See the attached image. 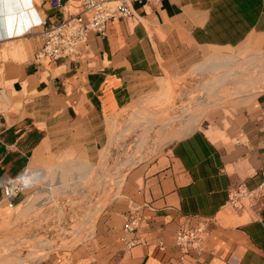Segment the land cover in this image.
<instances>
[{"label": "crops", "instance_id": "crops-1", "mask_svg": "<svg viewBox=\"0 0 264 264\" xmlns=\"http://www.w3.org/2000/svg\"><path fill=\"white\" fill-rule=\"evenodd\" d=\"M73 1L60 0L64 14L75 10ZM131 7L134 16L110 20L104 35L89 31L76 61L37 64L39 23L62 13L46 0H4L0 178L27 168L95 163L107 141V121L157 91L167 76L178 78L221 48L264 51V0L133 1ZM183 118L189 125L184 134L125 172L120 194L104 207L93 235L38 264H179L173 234L189 216L209 219L207 250L197 264H264V208L254 215L225 204L229 187L261 180L264 90L229 99L191 125ZM143 204L150 207L140 209L149 243L125 249L119 241L125 215Z\"/></svg>", "mask_w": 264, "mask_h": 264}, {"label": "rangeland", "instance_id": "rangeland-1", "mask_svg": "<svg viewBox=\"0 0 264 264\" xmlns=\"http://www.w3.org/2000/svg\"><path fill=\"white\" fill-rule=\"evenodd\" d=\"M262 53L264 51L221 48L207 54L178 78L167 76L159 83L157 91L131 103L121 114L107 121V141L99 158L95 163L82 164L90 166L91 172L88 175L81 167L56 164L50 170H45V177L37 184L20 193L12 206L2 202L0 264H32L35 260L38 264L39 259L51 252L70 250L77 242L92 236L94 225L104 207L113 196L120 194L125 172L136 162L184 134L183 130L189 127L186 122L179 120L186 116L187 112L184 110L200 112L201 118L229 99L264 90V55H258ZM251 54L256 55L248 57ZM255 56L263 57V66L247 65ZM211 60L230 63L232 70L241 66V70H237L236 74H229L233 78L226 76L227 67L209 74L194 70ZM251 72L258 74L259 81L250 78ZM224 73L227 74L224 76ZM236 77L239 78L237 85H234L232 81ZM211 83H217V94L208 91ZM166 118L168 121L164 122ZM143 124H148V133L145 137L146 131H142L138 141L139 128ZM117 135L118 139L115 138ZM85 219L88 220L87 223Z\"/></svg>", "mask_w": 264, "mask_h": 264}, {"label": "built area", "instance_id": "built-area-1", "mask_svg": "<svg viewBox=\"0 0 264 264\" xmlns=\"http://www.w3.org/2000/svg\"><path fill=\"white\" fill-rule=\"evenodd\" d=\"M46 1L51 8L60 11L62 15L48 24L39 23L42 24L41 43L33 55V61L37 64L59 59L76 61L86 45L89 31L104 35L110 20L134 16L131 7L133 1L145 6L149 3L156 4L161 0H76L69 6L75 7V10L69 9L67 14H64L63 11L67 9L63 8L60 0ZM36 26L29 27L28 31ZM1 63L0 52V66ZM19 175L14 178H0L2 201L7 206H12L20 193L37 184L35 182L26 187L24 182L18 179ZM260 176V182L254 187H248L240 182L228 188L225 204L230 210L237 213L248 210L254 215L259 214L264 208V168L261 169ZM143 207L149 206L147 204L132 206L125 215L119 236V241L125 249L149 243L146 236L141 233L143 223L147 220L140 211ZM84 221L88 222L87 219ZM208 225L207 218L189 216L177 227L173 234V244L180 253L179 264H184L187 260L196 264L200 262L201 256L207 250L206 241L210 232ZM158 245L162 250L165 248L162 242Z\"/></svg>", "mask_w": 264, "mask_h": 264}, {"label": "bare ground", "instance_id": "bare-ground-1", "mask_svg": "<svg viewBox=\"0 0 264 264\" xmlns=\"http://www.w3.org/2000/svg\"><path fill=\"white\" fill-rule=\"evenodd\" d=\"M252 55H256V54H251V55H249L248 57H250V56H252ZM258 55H264L263 53L262 54H258ZM248 57H246V58H248ZM245 58V59H246ZM262 59H263V57L262 56H255V57H253L252 59H250V61L247 63V65L250 63V64H254V65H262L261 64V62H262ZM244 60V59H243ZM229 62H231V61H229ZM234 62V61H233ZM230 63H227V62H225V61H217V60H215V61H207V62H204L203 64H201L198 68H196L195 70L196 71H199V72H205V73H208L209 74V72H214L215 70L217 71L218 69H221L222 67H227V73H224V76L226 75L227 77H232L231 75H229V74H236L237 73V70H241V66H236V68H234L235 70H232L230 67ZM245 66V65H244ZM263 66V65H262ZM226 69V68H225ZM245 69H247V68H245ZM222 72V71H221ZM226 72V71H225ZM250 72V71H249ZM195 73H197V72H195ZM202 74V73H201ZM205 75V74H204ZM221 76V75H220ZM237 76V75H236ZM250 78L251 79H254V80H258V74L255 72V73H253V72H251V74H250ZM233 78V77H232ZM239 78V77H238ZM238 78L236 77V78H234L233 79V81H232V84H234V85H237V80H238ZM226 79V78H225ZM259 81V80H258ZM264 82V81H263ZM223 83V82H222ZM216 85H217V83H215ZM214 83H211L209 86H208V91H213V92H217L218 93V88L216 87V85H215ZM239 86V85H238ZM256 86V85H255ZM246 88V87H245ZM238 89V88H237ZM200 90V89H199ZM216 93V94H217ZM208 94H209V92H208ZM211 94V93H210ZM204 95V94H203ZM210 98V97H209ZM192 99V98H191ZM185 103H187V102H185ZM188 104H189V102H188ZM187 104V105H188ZM184 105V104H183ZM189 106V105H188ZM186 108V107H185ZM142 110H143V108H142ZM184 111H186L187 112V114H186V118H187V120L190 122V125L191 124H193V122H195L198 118H200L199 116H200V112H195V113H191L189 110H184ZM143 112H145V111H143ZM136 113V112H135ZM140 113V112H139ZM142 113V112H141ZM146 113V112H145ZM132 114V113H131ZM153 115V114H152ZM158 115V114H157ZM138 116V115H137ZM154 116V115H153ZM160 115H158V117H159ZM150 117V116H149ZM157 117V116H156ZM154 119V118H153ZM160 119V118H159ZM183 118H180L179 120H182ZM149 120V119H148ZM157 120V119H156ZM152 121V120H151ZM160 121V120H159ZM164 121H168V119L166 118V119H164ZM150 122V121H149ZM141 123V122H140ZM144 123H146V122H144ZM132 124V123H131ZM147 127H148V124H143V125H141V127L139 128V131H140V133H138L139 134V139H138V137H137V139H138V141H140V139H141V136H140V134L142 133V131H146V129H147ZM132 128H134V127H132ZM138 128V127H137ZM135 129V128H134ZM133 129V130H134ZM150 130V129H149ZM135 132V131H134ZM145 133V132H144ZM147 133H148V131H146V135H145V137L147 136ZM125 134V133H124ZM137 134V135H138ZM115 135V134H114ZM119 135V134H118ZM118 135H117V137H115V138H119L118 137ZM124 137V136H123ZM122 138L120 137V140H121ZM143 139V138H142ZM144 140H146V139H144ZM116 141V140H115ZM114 141V142H115ZM118 141V140H117ZM115 143H118V142H115ZM106 151V150H105ZM107 157V156H106ZM104 159H106V158H104ZM81 167V169H83V171L84 170H86V171H84L85 173H86V175H88L90 172H91V168H90V166H84V165H82V166H80ZM93 168V167H92ZM93 172V171H92ZM84 173V174H85ZM88 173V174H87ZM81 175V174H80ZM80 175H78V176H80ZM86 175H84V176H86ZM82 176V175H81ZM45 177V171H35V170H32V169H29V168H27L26 169V171H24V172H22L20 175H19V177H18V179L20 180V181H22V182H24V184L26 185V187H29L30 186V184H32V183H34V182H38V181H40L41 179H43ZM82 177H79V179H81ZM83 178H85V177H83ZM82 180V179H81ZM74 181V180H73ZM77 181V180H76ZM93 181V180H92ZM38 258V257H37ZM41 258V257H40ZM39 259V258H38ZM39 261H40V259H39ZM41 261H42V259H41ZM38 261L37 260H35L34 261V263L32 262V264H36Z\"/></svg>", "mask_w": 264, "mask_h": 264}, {"label": "snow or ice", "instance_id": "snow-or-ice-1", "mask_svg": "<svg viewBox=\"0 0 264 264\" xmlns=\"http://www.w3.org/2000/svg\"><path fill=\"white\" fill-rule=\"evenodd\" d=\"M27 2H28V0H25V3H27ZM3 3H4V0H0V6H2Z\"/></svg>", "mask_w": 264, "mask_h": 264}]
</instances>
